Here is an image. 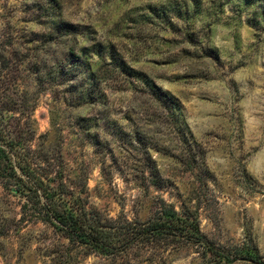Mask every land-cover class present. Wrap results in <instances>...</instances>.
<instances>
[{"label": "rangeland", "instance_id": "374dc122", "mask_svg": "<svg viewBox=\"0 0 264 264\" xmlns=\"http://www.w3.org/2000/svg\"><path fill=\"white\" fill-rule=\"evenodd\" d=\"M3 35L28 68L29 111L38 99L33 156L41 146L87 206L143 221L163 199L264 264V0H0ZM18 213L0 189V264H53L52 231L18 229ZM217 261L183 247L151 262Z\"/></svg>", "mask_w": 264, "mask_h": 264}, {"label": "trees", "instance_id": "16d2710c", "mask_svg": "<svg viewBox=\"0 0 264 264\" xmlns=\"http://www.w3.org/2000/svg\"><path fill=\"white\" fill-rule=\"evenodd\" d=\"M13 38L0 37V189L18 199V229L41 224L52 231L47 245L52 250L47 256L50 263L76 264L73 249L98 257L100 264H130L140 257L153 264L154 258L159 259V250L170 256L179 248L190 247L204 258L209 255L215 263L243 260L263 264L253 243L230 249L216 247L201 233L197 211L177 210L163 199L154 201L151 216L143 221L102 216L87 206L81 197L85 191L69 188L60 166L49 169L51 158L42 153L41 146L38 156H33L35 133L29 115L38 99L29 111L20 85L28 68L23 66L24 59L17 57ZM160 96L169 104L162 92Z\"/></svg>", "mask_w": 264, "mask_h": 264}]
</instances>
